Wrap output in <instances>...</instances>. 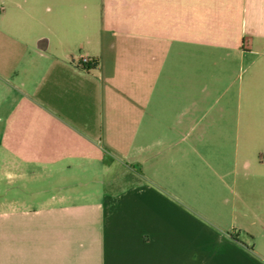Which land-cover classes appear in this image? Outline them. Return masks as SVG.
<instances>
[{
	"label": "crops",
	"instance_id": "crops-1",
	"mask_svg": "<svg viewBox=\"0 0 264 264\" xmlns=\"http://www.w3.org/2000/svg\"><path fill=\"white\" fill-rule=\"evenodd\" d=\"M48 1L0 0V264H264L187 193L237 181L192 114L264 67V0H111L112 41Z\"/></svg>",
	"mask_w": 264,
	"mask_h": 264
},
{
	"label": "rangeland",
	"instance_id": "rangeland-1",
	"mask_svg": "<svg viewBox=\"0 0 264 264\" xmlns=\"http://www.w3.org/2000/svg\"><path fill=\"white\" fill-rule=\"evenodd\" d=\"M110 1H86L91 6V14L88 19H77L78 27H89L95 31L104 28L107 30L104 32L108 40L112 41L113 19L103 17L99 10L101 6H110ZM83 2L85 1L78 2L79 7ZM46 5L54 8L55 1L50 0ZM65 6L64 3L63 9H66ZM44 8L46 6H41V10ZM53 20L56 23L60 21L58 18ZM63 20L65 22V19ZM79 50L78 47L77 53ZM213 68L218 67L207 66L208 74H212ZM222 68L226 70L224 74L229 76L231 90L209 95L203 113L192 114V119L206 125V130L203 131L207 139L223 141V144L214 148L217 152L220 151L224 158L231 156L234 159L237 153V181L235 182V177L233 182L229 178L230 186L222 184L220 187L214 176L201 173L196 182L190 183L187 193L190 199L192 197L191 203L215 205L217 211L219 209L217 217L221 219L224 228L227 224L226 230L228 229L229 233L237 230L244 244L256 251H264V80L253 78V70L261 73L258 71L264 67H251L247 62H243ZM221 107H224L226 112H220ZM203 131H191V137H196ZM211 187L217 190H212ZM226 230L222 232L227 233Z\"/></svg>",
	"mask_w": 264,
	"mask_h": 264
},
{
	"label": "built area",
	"instance_id": "built-area-1",
	"mask_svg": "<svg viewBox=\"0 0 264 264\" xmlns=\"http://www.w3.org/2000/svg\"><path fill=\"white\" fill-rule=\"evenodd\" d=\"M92 60L93 59L88 55H81L78 60V63L84 68H89V65L91 64Z\"/></svg>",
	"mask_w": 264,
	"mask_h": 264
},
{
	"label": "trees",
	"instance_id": "trees-1",
	"mask_svg": "<svg viewBox=\"0 0 264 264\" xmlns=\"http://www.w3.org/2000/svg\"><path fill=\"white\" fill-rule=\"evenodd\" d=\"M95 63H96V60L93 59L92 62H91V64L89 65V68H93L95 66Z\"/></svg>",
	"mask_w": 264,
	"mask_h": 264
}]
</instances>
